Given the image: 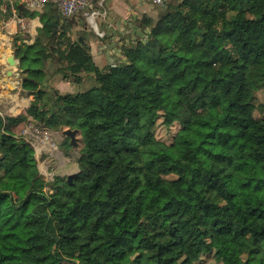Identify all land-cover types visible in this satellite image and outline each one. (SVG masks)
Masks as SVG:
<instances>
[{"label": "trees", "instance_id": "obj_1", "mask_svg": "<svg viewBox=\"0 0 264 264\" xmlns=\"http://www.w3.org/2000/svg\"><path fill=\"white\" fill-rule=\"evenodd\" d=\"M12 8L0 0V21ZM23 14L41 26L31 44L12 36L32 98L25 114H0V264H264V0L171 2L104 67L83 38L53 33V2ZM48 61L95 85L60 92ZM29 119L79 130L88 175L45 179L15 130ZM175 122L171 142L156 138ZM226 232L231 250L215 244Z\"/></svg>", "mask_w": 264, "mask_h": 264}, {"label": "crops", "instance_id": "obj_2", "mask_svg": "<svg viewBox=\"0 0 264 264\" xmlns=\"http://www.w3.org/2000/svg\"><path fill=\"white\" fill-rule=\"evenodd\" d=\"M21 5L16 13L12 8L13 15L6 21H0V114L12 115L22 114L23 110H17L14 114L13 107H17L20 98L28 99L27 108L30 103L32 95L28 90L22 88L21 79L24 76L23 69L21 68V62H18V70L14 73L9 71L10 58L8 57L13 52L12 36L20 32L22 35V42L31 44L37 34V29L41 26L39 15L29 17L27 15H20L23 11L31 13L25 5L17 2ZM54 7L58 12V17L61 16L56 4ZM103 7L105 9V15L97 18V29L91 26L90 22L81 14L75 15V21L63 23L59 18L58 30L62 28L66 30L67 34L72 38H83V40L90 47V54L94 63L99 67L106 65H115L124 60L123 48L127 47L130 43H133L134 36L139 34L141 26H139V20L142 17L156 18V12L151 10V6L145 2H138L137 0H104ZM23 9V10H22ZM83 17L84 19H81ZM100 34H103L101 36ZM19 43V42H18ZM15 60L18 58L15 57ZM48 64V63H47ZM47 66V78L48 83L57 88L60 92H74L77 90V85L70 83L69 81L62 80L59 74L54 73V70ZM17 104V105H16ZM24 107V108H26ZM27 111V110H26ZM25 114V113H24ZM23 128L18 126L15 128ZM49 130V129H48ZM51 136L54 137V131ZM56 138V136H55ZM59 144L63 142L64 138L61 136ZM56 140H58L56 138ZM58 142V141H57ZM39 145V149L47 152L50 143L37 141L34 144ZM57 146L56 144H54ZM62 168L64 167V173L66 169H70V173L78 170L77 162L72 157L64 158V152H60ZM71 160V161H70ZM74 162H73V161ZM69 173V174H70Z\"/></svg>", "mask_w": 264, "mask_h": 264}, {"label": "rangeland", "instance_id": "obj_3", "mask_svg": "<svg viewBox=\"0 0 264 264\" xmlns=\"http://www.w3.org/2000/svg\"><path fill=\"white\" fill-rule=\"evenodd\" d=\"M171 2L172 3H176L177 0H170V1L167 2V4H169ZM163 8L164 7L152 6L151 5V10L152 11L154 10V12H156L157 15ZM144 18H146V17L144 16V17H142L139 20V24L142 25V27H144V23L142 22V20ZM147 30H148L147 27L143 28V30L141 31V33H142L141 38H146L147 33H148ZM18 59L21 62L20 58H18ZM47 65H48L49 68H51V71H52V69L54 70L55 67H56V62L55 61L54 62L53 61H48ZM94 85H95L94 78L91 76L90 73H87L84 76L83 81L80 84L77 85V90H84V89H87V88L92 87ZM256 100H257V104H260V103L264 102V89H261V90L256 92ZM27 102H28V99L20 98V101H19L18 105L16 104L17 107H13V111L12 112L15 114L17 110H23L24 109L23 112H21V113L22 114L26 113V110H27L26 106L28 105ZM24 107H26V108H24ZM19 114H15V115H19ZM255 115L256 116H260V113H259L258 110L255 111ZM29 124H34L35 126H37L38 127V131H42L43 130L42 128H44V127L38 125V123L36 121H34L33 119H29L28 122L24 123L23 124V128L26 125H29ZM183 126L184 125H181L178 122H175L170 127H165L161 123H157L156 126H155V136H156L157 139L169 143V142L172 141L173 135L180 128H182ZM23 128H20V129L17 130V134L18 135L21 134V131H22ZM65 129H67V128H65ZM63 130L64 129H59L58 131H54L53 132L54 133V135H53L54 137L51 136L52 132L49 131L51 133L50 134L51 140L49 141V143L52 144V145L49 146L47 152H44V151H42V149H39V145L36 146L37 149L35 151V148H34L32 140L29 137H25L24 136V139L26 141H28L34 148L35 157H36V160H37V167H38L39 172L47 180H51L53 178V176H55V175L66 176V178H67V175L70 173V169H69V172H68V169H66V172L68 174L63 172L64 171V167L62 168L61 158L59 156L60 152H62V151L64 152V156H65L64 158H66V159L73 156L72 159H74L75 162H77V158L81 154V152H80V148H81V143H80V137L81 136H80V133L77 134V137H78L77 145L76 146H72L69 143L71 146L68 148L66 146V141L69 142V138L63 134ZM55 136H56V138L58 140H56ZM61 136L64 138V140H63L62 143L59 144V141L61 140L60 139ZM54 144H56L57 146H55ZM79 169H82V168H80L78 166V170ZM177 174H178V172H177ZM177 174L174 173V174L168 175V177H174V176H177ZM230 237H231V233L230 232H226L225 234H222V235H217L215 237V244L217 245V247H220V248H223V249H226V250H231L233 248V243L231 242ZM231 258L236 263L240 262V259L236 255H232ZM212 261H214L213 258L205 256V257H203V261L200 264H209ZM65 264H71V263H65Z\"/></svg>", "mask_w": 264, "mask_h": 264}, {"label": "built area", "instance_id": "obj_4", "mask_svg": "<svg viewBox=\"0 0 264 264\" xmlns=\"http://www.w3.org/2000/svg\"><path fill=\"white\" fill-rule=\"evenodd\" d=\"M11 3L20 2L25 5L29 10L37 13H41L46 5L50 2L56 4V7L61 16L71 17L76 14L83 15L86 18L94 29H97V18L105 15V9L103 7L104 0H9ZM138 2H145L150 6H159L165 7L167 2L170 0H137ZM142 27V25H139ZM144 27L140 28L139 34L134 36L133 42L141 38V31ZM148 31V30H147ZM103 36V34H100ZM131 44V43H130ZM129 44V45H130ZM128 45V46H129ZM42 131H38V127L34 124L26 125L20 136L24 138L29 137L33 145L39 141L40 143L46 142L49 143L51 140L50 132L46 128H42ZM40 134V135H39ZM52 145V144H51ZM35 146V145H34Z\"/></svg>", "mask_w": 264, "mask_h": 264}, {"label": "water", "instance_id": "obj_5", "mask_svg": "<svg viewBox=\"0 0 264 264\" xmlns=\"http://www.w3.org/2000/svg\"><path fill=\"white\" fill-rule=\"evenodd\" d=\"M20 6L21 5H18L19 8H20ZM59 18L63 21V23H66V22L75 21L76 17L75 16H71V17L59 16V17L54 18L53 21L51 22V24L54 26V30H53L54 34L57 33L58 25L56 24V22ZM80 18L84 19L83 17H80ZM8 57L10 58L9 71L14 73L15 70H18L19 59L15 60L12 51H11V54L8 55ZM78 133H79V130H77V129L67 128V129L63 130V134L69 138V143L72 146H76L78 143V137H77ZM88 173H89L88 168L84 167L82 169L77 170L76 172L68 174L67 175V181H68V183H71L73 179L83 178L84 176L88 175Z\"/></svg>", "mask_w": 264, "mask_h": 264}]
</instances>
